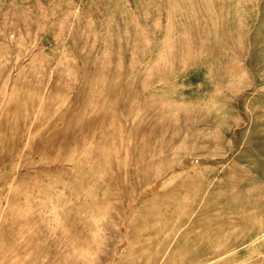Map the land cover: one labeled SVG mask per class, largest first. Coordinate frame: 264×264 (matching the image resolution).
<instances>
[{
  "label": "rangeland",
  "instance_id": "1",
  "mask_svg": "<svg viewBox=\"0 0 264 264\" xmlns=\"http://www.w3.org/2000/svg\"><path fill=\"white\" fill-rule=\"evenodd\" d=\"M0 264H264V0H0Z\"/></svg>",
  "mask_w": 264,
  "mask_h": 264
}]
</instances>
